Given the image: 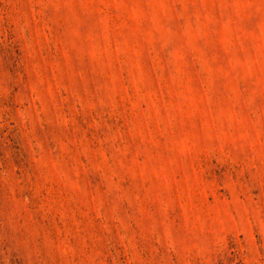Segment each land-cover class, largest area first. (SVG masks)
<instances>
[{
	"label": "rangeland",
	"instance_id": "obj_1",
	"mask_svg": "<svg viewBox=\"0 0 264 264\" xmlns=\"http://www.w3.org/2000/svg\"><path fill=\"white\" fill-rule=\"evenodd\" d=\"M0 264H264V0H0Z\"/></svg>",
	"mask_w": 264,
	"mask_h": 264
}]
</instances>
